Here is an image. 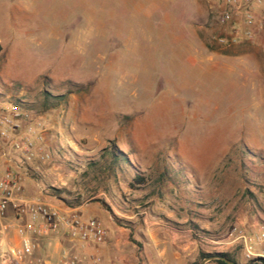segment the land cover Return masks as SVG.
<instances>
[{
	"label": "rangeland",
	"instance_id": "obj_1",
	"mask_svg": "<svg viewBox=\"0 0 264 264\" xmlns=\"http://www.w3.org/2000/svg\"><path fill=\"white\" fill-rule=\"evenodd\" d=\"M258 8L253 38L233 40L218 24L217 0H0V110L18 104L41 117L73 163L103 160L93 168L98 186L107 184L99 169L112 153H126L149 179L145 192L125 199L135 217L121 218L140 224L139 242L146 243L147 218L175 232L185 229L174 211L198 220L192 230L202 241L177 249L173 264H198L202 253L254 264L244 243L227 244H238L241 230L264 232V5ZM225 144L214 181L191 179L184 165L205 169L202 153ZM175 179L186 196L195 184L191 210L179 208ZM96 190L87 198L108 207ZM240 217L244 225L235 224ZM207 219L214 227H201Z\"/></svg>",
	"mask_w": 264,
	"mask_h": 264
},
{
	"label": "crops",
	"instance_id": "obj_2",
	"mask_svg": "<svg viewBox=\"0 0 264 264\" xmlns=\"http://www.w3.org/2000/svg\"><path fill=\"white\" fill-rule=\"evenodd\" d=\"M254 13L257 17L260 16L258 7L254 8ZM232 24L234 27L244 28L241 16L236 17ZM66 142L69 143L70 141L66 140ZM14 143L15 141H3V144L0 145V152L3 157L0 165L3 169L14 166L20 167L23 175L25 197L39 196L43 201L63 212H78L87 220L97 219L108 230L105 242L100 244L72 238L66 229L58 234L34 237L35 249L26 264H173L176 257H178L176 256L177 249L188 252L189 249L202 241V238L192 230L198 220L189 217L185 219L183 216L175 214L176 211H174L177 220H183V222L178 221V223H182L181 225L184 226L185 231H169V228L165 229L163 225L147 218L145 227L143 226L142 229L144 230L146 243L139 242L140 240L136 238L138 235L136 229L139 228L140 224H130L121 218L135 217L127 211L126 208L129 207V203L127 204L125 199L130 201L133 193L145 192L144 189L148 186L149 179L142 170L138 168L133 170V165L128 157H126L127 159L123 164L120 162L116 164L113 159L108 160L107 166L99 169V173L103 175L99 180L104 179L107 184L98 186L95 183L96 176L94 173L96 171L93 168L102 165L103 160H100L99 157L91 160L92 156H87L90 157L89 164L83 160L73 163L69 160L70 155L67 153L68 151L66 152L67 149L62 148L64 147L63 144H58L54 133H48L47 131L44 134L42 143H40L45 152L51 153L53 161L41 162L36 157L30 162L25 161L15 151ZM87 152L92 153L93 149L87 150ZM227 154L228 145L225 144L223 150L221 147L219 151L213 152V154L202 153V155L207 156L205 169L200 170L198 164H185L184 167L189 168L190 176L193 177L191 179L194 181H214L217 166L221 165L222 158ZM64 156L66 161L61 163ZM7 157H10L13 162L10 163ZM136 176L144 177L145 182L133 188V179ZM170 183L175 185L174 195L177 198V204L180 203L179 208L185 206L186 209L191 210L189 197H192V201H194L196 197L193 190L195 184L187 185L193 188H188L189 194L186 196V189L184 185H179V179H175ZM94 186L97 190L92 193L96 194V197L105 196L109 203L108 207H105V204L101 201H93L87 198L90 189ZM136 207L139 208V206ZM29 220L30 218L26 212L19 213L14 205L9 206L6 216L2 220L3 223L11 226L4 235L5 249L17 248L20 245V237L16 228L19 225L28 223ZM199 222L201 227H214L213 221L209 219L199 220ZM246 222V219L240 217L235 221V224L244 225ZM243 241L240 240L235 246L232 244L235 242L227 245L236 250L239 247L238 245L243 246ZM140 246H142V250L147 256L146 260H140L142 257Z\"/></svg>",
	"mask_w": 264,
	"mask_h": 264
},
{
	"label": "built area",
	"instance_id": "obj_3",
	"mask_svg": "<svg viewBox=\"0 0 264 264\" xmlns=\"http://www.w3.org/2000/svg\"><path fill=\"white\" fill-rule=\"evenodd\" d=\"M221 9L218 13V24L228 28L230 37L251 39L255 35L256 23L255 7L264 5L263 0H217ZM243 18L244 28L234 27L232 22L236 17ZM224 37L222 41H227ZM48 131L46 123L41 117L34 116L16 105L0 110V138L4 142H14V149L25 161H32L34 157L41 162L53 161V156L45 152L42 145L44 134ZM10 163L13 162L7 157ZM61 163L66 161L62 157ZM20 167L14 166L3 169L0 165V264H26L33 255L34 237L58 234L66 229L72 238L84 242L103 243L108 236V230L97 219H85L78 212H63L46 203L41 197L27 198L24 196L23 175ZM10 205L20 212H26L29 222L17 226L20 237L17 248H4V235L11 228L2 220ZM234 231H237L235 229ZM239 238L244 240L247 258H264V232L256 236H249L244 231H238ZM260 246V253L254 252L253 245ZM31 264V263H29Z\"/></svg>",
	"mask_w": 264,
	"mask_h": 264
},
{
	"label": "trees",
	"instance_id": "obj_4",
	"mask_svg": "<svg viewBox=\"0 0 264 264\" xmlns=\"http://www.w3.org/2000/svg\"><path fill=\"white\" fill-rule=\"evenodd\" d=\"M16 106H18V104H16ZM118 155H120L121 157H123L122 159L124 161H126V159H124L126 157V154L122 151H119L118 153H112V159L114 160V162H117V158H118ZM143 182H145V178L142 177V176H136L134 179H133V184H132V187H136V185H139V184H142ZM211 255H214V254H208V253H202L201 254V257L202 259L206 258V257H209ZM221 255L233 260L234 262L238 263V261L230 254V253H221ZM217 264H226L225 262L223 261H215ZM249 264H253V262L249 263ZM254 264H264V258H257V262L254 263Z\"/></svg>",
	"mask_w": 264,
	"mask_h": 264
},
{
	"label": "water",
	"instance_id": "obj_5",
	"mask_svg": "<svg viewBox=\"0 0 264 264\" xmlns=\"http://www.w3.org/2000/svg\"><path fill=\"white\" fill-rule=\"evenodd\" d=\"M210 261H223L226 264H239V263H236L233 260L221 255V253H216L214 255L206 257L201 262H199L198 264H206V263H208Z\"/></svg>",
	"mask_w": 264,
	"mask_h": 264
}]
</instances>
